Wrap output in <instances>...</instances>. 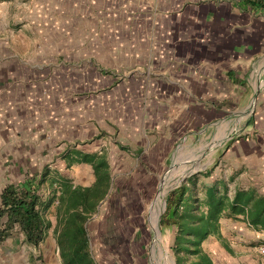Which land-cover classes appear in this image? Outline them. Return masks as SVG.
<instances>
[{
  "label": "crops",
  "instance_id": "obj_1",
  "mask_svg": "<svg viewBox=\"0 0 264 264\" xmlns=\"http://www.w3.org/2000/svg\"><path fill=\"white\" fill-rule=\"evenodd\" d=\"M80 1H73L70 7L72 12L77 16L82 12L87 16L89 23H96L97 14L101 15L103 28L96 24L84 26L83 22L86 18L82 16L81 19L78 16L74 23L72 22L73 26L69 27L72 33L69 32L67 35L71 34L70 37L64 33L55 43H49L47 38L50 37L47 32L42 28L32 29L28 23L27 15L31 14L32 10L27 6L29 0H0V146L4 144L0 147V158L5 161L11 160L9 169L0 168V193L5 185H18L27 179L38 178L44 172V168L49 178L61 175L74 182L67 172L46 164L35 172L27 174L26 144L32 145L30 140L37 141L44 135L42 125H38L37 122L41 121L38 118L44 117L43 110L49 111V105L60 106L58 110L63 111L62 116H67L68 111L74 112L75 115H71L73 118H78L77 114L81 110H84L83 113H93V110H101L104 106L107 109L105 117L110 120L109 124H105L108 129L106 136L111 139L126 137L127 143L137 142L139 136L143 141L140 146L153 142L154 136L144 135L143 132L142 136L128 134L132 131L129 126L133 128L134 125L142 124L143 129L158 128L163 132L162 143L155 144L153 150L159 152L160 149L166 148V153L159 158V161L163 160L166 163L172 158L177 159L181 150L184 151L187 145L204 135L207 127L212 124L208 120L213 118L214 114L221 123V132H224L225 124L230 123L232 126L237 124L239 116L235 114V110L231 111L232 115L228 114L226 104L219 105L220 109L217 108L216 111L208 110L207 106H212L211 103H205L206 106L199 104L190 97L192 94L188 90L182 91L177 87L183 85L187 88L190 85L193 93L214 96L223 100L222 102L232 95L233 99L229 105H238L239 108L236 110L238 114L240 111L245 112L246 107H250L248 112H254L252 113L254 118L250 117L243 124L247 137L231 143L232 145L227 146L226 152L223 146L229 144V140H224V136L219 135L216 138V142L219 143L216 150L222 149L221 158L228 159L231 168L223 170L212 182L219 179L226 181L229 195L238 188L248 187L256 188L264 194V148L262 147L264 122L256 120V114L264 115V97L261 98L264 95V88L258 89L250 83L254 63L264 58V50H262L264 48H259L260 45L256 43L250 46L258 36L264 37L262 0H249L247 4L244 0H236V6L235 0ZM240 2H243V9L240 7ZM59 21L58 24L61 23V18ZM195 26L202 27L203 31H212L214 43L203 47L205 52L210 50V54L216 55L213 58L193 62L195 56L187 54V44L179 45L176 41L184 30ZM85 27L92 35H83L87 30ZM57 29L65 28H60L58 25ZM108 31L111 32V36H108ZM36 34L46 38L41 39V42ZM182 36L186 38V34ZM246 37L250 43L247 45L242 42L241 45V41H245ZM48 47H55L56 51H51L52 49L49 50ZM85 48L87 51L83 50ZM260 51L262 55L257 57ZM180 61L186 65L181 64ZM202 63L207 66L204 68L205 73L209 74L207 78H200L198 81V76L189 68L192 64H195L196 68ZM225 70L232 80L222 73ZM104 71L106 75L101 74ZM238 72L243 74V86L234 82ZM57 87L60 92L59 98ZM97 88L100 89L98 92ZM253 92L256 94L254 98H252ZM103 93L104 97L95 98V94ZM136 95L140 97L132 100ZM258 96L256 105L254 99ZM42 105L45 107H41ZM257 110L259 113H256ZM121 120H133L135 124L121 123L125 126V130H122V127L119 129L124 131L121 134L115 131L116 121ZM22 122H27L30 128L27 129V133L18 136L12 129ZM203 126L205 129L199 134L197 131ZM189 127L191 130L188 132ZM20 143H24L25 147L15 145ZM230 146L232 152L229 154ZM150 153L148 158L153 161L150 166L154 169L158 157L151 158V155H154ZM143 158L141 157V165L139 164L138 167L147 170L149 163L142 160ZM159 161L157 167L161 165ZM134 163L138 164L136 161ZM81 165L90 168L83 163L64 165V167L69 170ZM192 173L190 172L189 175ZM76 174L79 178L88 175L86 171ZM91 183L81 185L89 186ZM125 186L127 188L128 184H117V187L125 188ZM132 187H135V190H144V184L135 183ZM40 192L43 197L49 195L50 188L47 181L42 184ZM136 199L135 207L142 208L140 214L134 213L133 224L142 216L143 206L146 204L149 206L154 198L147 201L142 197ZM57 206L58 200H53L45 210L44 215L50 226L36 244L27 241L26 233L18 224L6 230L7 216L0 217V235L3 234L0 238V264H63L58 241L60 236L58 224L61 217L57 214ZM147 216L142 222H148ZM160 220L161 218L158 219V224ZM139 227L141 230L140 225ZM144 227L150 234L138 243L139 248H143L134 249L139 250L142 255H136L139 258L131 256L133 262H122L121 259H124L122 252L125 248L119 241L118 248L107 246L110 248L107 256L110 254V256L115 254L121 256L120 262L115 263L117 259L113 258L111 264H168L165 262L167 257L159 254L162 249L161 253L167 256L161 246V236H165L167 232L162 234L159 226V241L155 243L153 238L154 235L157 238V233H151L150 226ZM123 234L125 237L128 236L127 232L120 231V239ZM86 238L89 256L92 264H95L92 253V249L96 247L95 234L93 232L91 235L86 234ZM263 243L264 231L251 227L240 215L221 218L218 232L208 236L202 242V247L211 257L213 264H264V259L258 251ZM134 250L130 248L124 254Z\"/></svg>",
  "mask_w": 264,
  "mask_h": 264
},
{
  "label": "rangeland",
  "instance_id": "obj_2",
  "mask_svg": "<svg viewBox=\"0 0 264 264\" xmlns=\"http://www.w3.org/2000/svg\"><path fill=\"white\" fill-rule=\"evenodd\" d=\"M73 1L75 0H29V2H27V6H30L32 10L31 14L27 15V20L29 21L28 23L32 26V29L35 28L36 30L37 28L38 30L39 28H42V30L47 32L50 37L47 38L49 40V43H55L58 40L57 38H60L62 34L65 33V35H67L69 32H71L69 30V27L73 26L72 22L78 16L81 19L83 17L86 18L85 22H83L84 26L96 24L100 28H103L104 24L103 19L100 17L101 15L98 16L97 14L96 23H89V21L87 20V16L82 14V12L78 16L75 15L72 12V9L70 8L71 5H73L74 3ZM236 2L237 1L235 0V6ZM262 2L264 3V0H262ZM242 5L243 2H240L241 9H243ZM58 13H60V15ZM60 18L61 23L58 24L60 22ZM62 19H64V21ZM58 25L60 28L65 29H57ZM85 29H87V27H85ZM201 29L202 27H191L188 30H184L182 33V35L186 34V38L179 34L181 37L178 35L176 39L179 45L187 44V54L195 56L193 58V62H197L198 60L202 62L204 59H210L216 56L210 54V50L208 52H205L203 47L204 45H210L211 43H214L215 38L212 35V31H203ZM63 30L67 31L64 32ZM76 33L79 35L78 32ZM87 34H91L89 29L83 32V35L87 36ZM107 34L108 36H111V32L108 31ZM36 35L38 36L40 41L41 39L46 38L41 37L39 34ZM70 35L67 36L70 37ZM81 35L82 34H80V36ZM248 40L249 39L247 38L245 41H241V45L242 42H245L248 45L250 43ZM250 41H252V38L250 39ZM254 43H256V45H260L259 48H264V37L258 36L257 38H255L254 41H252L250 46L254 45ZM48 49H52L51 51H56L55 47H48ZM83 50L87 51V48ZM261 55L262 52L260 51L259 54H257V57ZM180 63L186 65V63H184L183 61H180ZM253 67L254 70L252 71V78H250V83L252 84V86H255L258 89L261 87L264 88V58L254 63ZM204 68H207L205 63H202L196 68L195 64H192V67H190L189 70H192L194 75L198 76V81H200V78H207L209 74L205 73ZM89 73L91 74V70L89 71ZM222 73L224 75H227L229 79H231L228 71L225 70ZM101 74L106 75L107 73L106 71H104ZM131 74L134 73L131 72ZM237 74L234 82L237 85L243 86V74L240 72H238ZM177 87L181 88L182 91L188 90V92L192 94V96L190 95V97L199 104H203L204 106H206L205 103H211L212 106H207L208 110L214 109L216 111L217 108H219V105L223 106V104H226V107H228L227 109L229 110L228 114L232 115L231 111L235 110V114L239 116V121H237V124L234 126H232L230 123L229 125L225 124L224 132H221V123L214 114L213 118L208 120L212 122V124L207 127V130L204 132V135L201 138L198 137V139L194 140L193 143H191L190 145H187L184 151L181 150L178 153L177 159L172 158L167 163L163 160L159 161L160 156L166 153V148L164 150L160 149L159 152L153 150L155 144L162 143L161 137L163 136V132L161 130H158V128L143 129L142 124H139V126L134 125L133 128L129 126V129L132 131L128 134H133L134 136H138V134H140L142 136L143 132L144 135L152 137L154 136L153 142L146 143L142 146H140V143L143 142L141 141L142 137L139 136L137 137L139 138V141L136 139L137 142L133 143H127L126 137H116L113 139L108 138L106 136V133L108 134V129L106 128L105 124H109L110 120L105 117L107 109H105L104 106H102L101 110H93V113H83L84 110H81V112L77 114V116L79 117L73 118L71 117V115L74 116V112L68 111L67 116H62L63 111L58 110L60 106L56 107V105L53 104L52 106H48V112H45L44 110L42 111L44 115L43 118H38L41 119L42 122L38 120L39 122H37V124L42 125V130L45 133L37 141H33L34 139L30 140V138L29 140L32 141V145L26 144L28 151L27 160H25L27 163L25 165L27 174L29 172H35L41 166L46 164L50 165L51 167H57L65 173L67 172V174L74 179V186L81 184L84 185L90 182L93 183L95 180L98 181L97 187L92 188L88 193V208L86 209L87 220L85 221V223H83L84 230L82 231L89 235H91L92 232L95 234L94 239L96 244L94 246L96 247L92 249L93 251L91 250L95 257V264H111L113 258L117 259L115 260V263L120 262L121 256L119 254H115V256H110V254L107 256V252H109L110 250V248L107 246L118 248L119 241L126 250H129L130 248L133 250L135 248L138 249L140 246V244L138 243L141 242V239L146 238L150 234L148 229L144 226H150L149 230H151V233H157V238H155L154 235L153 241L155 239V243H158V227L160 226V224H158V219L161 218L162 214L165 211L166 198L169 192L177 188L181 184V182L184 181L187 176H189L190 172H193L192 174H199L198 184L201 185L212 182V180L217 175L219 176V174L223 170H228L231 168L230 164L228 163V159L221 158L220 153L222 149L216 150L219 144L218 142H216V138L218 137V135L222 137L224 136V140H229V144H225L223 146L224 152H226L227 146L232 145L231 143L241 140L242 137L246 138L248 135L247 131L244 130L245 127L243 126V124L246 123V121L249 120L250 117L254 118V115L252 114L254 112H248V110H250V107L244 108L245 112L240 111V113L238 114L236 110L239 108V106H231V104L229 105V103L233 99L232 95L226 97L227 99L225 98L224 102H222L223 100L221 101L214 96H205L193 93V89L190 85L187 88L183 87V85H178ZM99 90L100 89L97 88L96 91L98 92ZM56 92L59 98L60 92L58 87ZM95 95V98H99L100 96L101 98L104 97V93ZM139 97L140 96L136 95L132 100H136ZM249 97L250 96H248L247 99H249ZM254 97H256L255 92H253L252 94V98ZM263 97L264 95H262L261 98ZM258 98L259 96L254 99L256 105L258 102ZM241 104L245 103L241 102ZM41 107L44 108L45 106L42 105ZM256 113H259V111L257 110ZM256 120H258L259 122H264V115L260 113L256 114ZM131 122L132 124H135V121L133 120H121L120 122L116 121L117 126L115 127V131L120 132L122 134L124 131L122 132L119 130L121 127L122 130H125V126H122V124H129ZM119 123L122 124L120 125ZM29 128L30 127L27 125V122H22V124H17L12 130L15 131L16 135L20 136V134L27 133V129L29 130ZM203 129H205L204 126L201 130H198L197 132L201 134L203 132ZM190 130L191 127H189L188 132ZM3 145L4 144H1L0 147H2ZM15 145L22 146V148L25 147L24 143ZM262 147L264 148V144H262ZM149 152H151L150 154L154 155H151V158L158 157L157 163L159 161V163L161 164L159 167H157V163H155V170L153 169V167H151L153 161L148 158V156H150L148 155ZM228 152L229 154L232 152L231 146ZM145 153L147 154L145 155ZM84 154H88V156H93L95 158L94 161H96V163L100 161V159H103L105 161L106 167L97 166V168H95V172L91 166V163H83L90 166L91 169L88 167H84L83 165L75 166L73 168H70L69 170L65 169L64 165L70 166L71 164H81L79 163V160L85 158ZM229 154L228 157H230ZM141 157H144L142 160L149 163V168H147V170H143V168L138 167L139 164L141 165ZM134 161H136L138 164H135ZM175 161H177L176 164L172 165V163ZM9 163H11L10 159L5 161L2 157L0 158V168H2L3 170L4 168L6 170L9 169ZM204 169L210 170L209 176H203L202 171ZM47 171H49V168ZM83 171H86L88 175L79 178L76 173ZM127 171L129 172L126 173ZM63 177L69 179L66 176L59 177L58 179L64 181ZM118 183L128 184V187H117ZM135 183H140L142 185L144 184V190H135V187H132V185H134ZM55 197L54 199L58 200V197ZM137 197H142L145 199V201L154 198V202L152 201L149 206H147V204L143 206L144 210L142 211V216L136 219L133 224V218L135 219L134 213L137 215L140 214L142 208L135 207V202L137 201V199L135 200V198ZM126 198H128L129 200L125 201ZM146 215H148V222L146 223L145 221L144 223V221L142 222V219ZM139 225L141 226V230ZM120 231H124L125 233L127 232L128 238L125 237V235L123 234L122 238L120 239ZM160 231L162 234L167 232L165 236H161V246H163V249L165 250L167 256L161 253L163 252L162 249H160L161 252L159 254L162 257H167L165 262H168V264H174L170 251V244L173 239V234L170 231L165 230L162 225L160 226ZM139 236L141 237L140 239ZM137 240H139V242ZM141 248L143 247H140L139 249ZM125 249H123L122 252V258H124L121 259L122 262H133L132 257L139 258V256L142 255L139 250H134L132 252H129L128 254H124V252H127ZM91 257L93 258L92 255Z\"/></svg>",
  "mask_w": 264,
  "mask_h": 264
},
{
  "label": "trees",
  "instance_id": "obj_3",
  "mask_svg": "<svg viewBox=\"0 0 264 264\" xmlns=\"http://www.w3.org/2000/svg\"><path fill=\"white\" fill-rule=\"evenodd\" d=\"M248 1L244 0V3ZM84 157L79 163H91L94 171L97 166H105L103 159L96 163L93 156L84 154ZM198 175L187 176L169 192L161 216L160 226L173 234L170 251L175 264H213L202 242L218 232L219 220L223 217L241 215L248 225L264 231L263 193L248 187L238 188L229 195L227 182L223 179L199 185ZM209 175L210 170L203 171V176ZM59 177L62 176L49 178L44 168L36 179L5 185L0 193V217L7 216L6 230L18 224L26 233L27 241L36 244L50 226L44 212L54 197H58L57 214L61 217L58 241L63 264H92L86 233L82 231L87 220L88 193L97 187L98 181L89 186H74L70 179L63 177L62 181ZM46 181L51 191L43 197L40 191Z\"/></svg>",
  "mask_w": 264,
  "mask_h": 264
},
{
  "label": "built area",
  "instance_id": "obj_4",
  "mask_svg": "<svg viewBox=\"0 0 264 264\" xmlns=\"http://www.w3.org/2000/svg\"><path fill=\"white\" fill-rule=\"evenodd\" d=\"M258 251L264 259V243L259 246Z\"/></svg>",
  "mask_w": 264,
  "mask_h": 264
}]
</instances>
